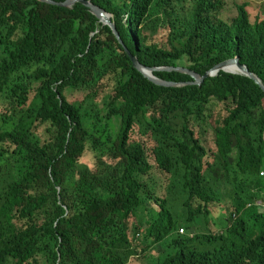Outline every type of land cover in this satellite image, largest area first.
Segmentation results:
<instances>
[{
    "label": "trees",
    "instance_id": "1",
    "mask_svg": "<svg viewBox=\"0 0 264 264\" xmlns=\"http://www.w3.org/2000/svg\"><path fill=\"white\" fill-rule=\"evenodd\" d=\"M87 1L121 40L80 3L0 0V264H264L263 92L223 72L157 86L130 56L201 77L238 57L264 85V12L241 0L233 20L224 0ZM199 225L210 233L192 234Z\"/></svg>",
    "mask_w": 264,
    "mask_h": 264
},
{
    "label": "water",
    "instance_id": "2",
    "mask_svg": "<svg viewBox=\"0 0 264 264\" xmlns=\"http://www.w3.org/2000/svg\"><path fill=\"white\" fill-rule=\"evenodd\" d=\"M40 2H44L53 6H58L62 8L71 9L76 3H80L83 6L87 7L92 15H94L100 23L104 26H108L114 35L120 39L119 33L115 28L114 23L112 22L111 18L112 15L106 13L105 10L101 9L100 7L94 5L91 1L87 0H66L64 2H56L53 0H38ZM121 40V39H120ZM131 60L133 62V67L140 72L145 79L152 82L157 86L162 87H181L186 84L201 87L206 80L211 78H215L220 72L225 74L233 75V76H241L248 78L249 80L253 81L256 86H258L264 94V85L262 84L261 80L254 74L250 73L248 68L244 65L240 64V59L238 57L234 58L233 60L225 61L214 67L212 70L207 72L203 77L197 75L195 71H191L189 69L181 68V67H174V66H166V67H146L140 63L138 57L132 55L130 53ZM155 72H180L183 74L189 75L193 81L190 83H176L172 81L162 80L154 75Z\"/></svg>",
    "mask_w": 264,
    "mask_h": 264
},
{
    "label": "rangeland",
    "instance_id": "3",
    "mask_svg": "<svg viewBox=\"0 0 264 264\" xmlns=\"http://www.w3.org/2000/svg\"><path fill=\"white\" fill-rule=\"evenodd\" d=\"M190 1H192V0H190ZM234 1L235 0H224V2L226 4V10L223 13V15H224L223 17H224L225 20H233L234 18L237 17V10H236V8L234 6ZM241 1L244 2V3H250L252 9L254 11H256V12H264V0H241ZM190 3L191 2L187 3V7L191 6V5H188ZM152 15L153 16H152L150 22H151V25H153L154 29H155V31H153V33L159 38L160 41H162L166 37H168V34H169V30L166 29L165 25H164V21H165L164 13H163V11H160L157 8L154 11V13H152ZM180 63L185 64V65L188 64L185 61L179 62V64ZM220 113H221V111H219L217 109L216 113H215V116L220 114ZM82 167H84V166H82ZM82 167L80 168V170H85V168H82ZM219 180H220V178H219ZM259 186L262 187V189L264 190V177H261L260 182H259ZM221 189H222L221 192L224 195L225 199L229 197V194H230V196H232V193L229 190H226L227 189L226 187H223ZM226 201L228 203H230L229 200L226 199ZM254 204L257 207H259L260 209L264 206V193L258 195V197H257V199H256ZM227 208H230V207H228V205H226L225 206V210H223L220 213V215L217 216L218 218H212L211 219V222L216 226V229L213 227L214 228L213 232H214L215 235L221 233L222 230H223V224H224V221L226 219V216L228 215V209ZM217 212H218V210H217ZM225 213H226V215H225ZM182 232L183 233L181 234L180 231H179V235L187 236L189 234L187 232V230L186 231H182ZM198 233H202V234L208 235L210 233V231L208 230V228L205 229V227L203 225H199V227H197V229L192 234L196 235ZM138 234L139 233H137V236H136V238L139 239L138 241L139 242L143 241V239H141L142 238L141 237L142 233H140V235H138Z\"/></svg>",
    "mask_w": 264,
    "mask_h": 264
},
{
    "label": "built area",
    "instance_id": "4",
    "mask_svg": "<svg viewBox=\"0 0 264 264\" xmlns=\"http://www.w3.org/2000/svg\"><path fill=\"white\" fill-rule=\"evenodd\" d=\"M261 176L263 177V176H264V173H262V174H261ZM180 233L182 234L183 232H182V231H180Z\"/></svg>",
    "mask_w": 264,
    "mask_h": 264
}]
</instances>
